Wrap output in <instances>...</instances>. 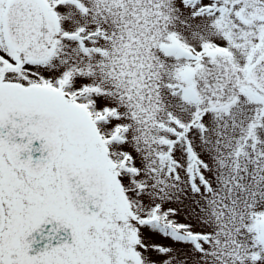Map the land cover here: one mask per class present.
Returning a JSON list of instances; mask_svg holds the SVG:
<instances>
[{
  "label": "snow or ice",
  "instance_id": "obj_1",
  "mask_svg": "<svg viewBox=\"0 0 264 264\" xmlns=\"http://www.w3.org/2000/svg\"><path fill=\"white\" fill-rule=\"evenodd\" d=\"M0 264H264V0H0Z\"/></svg>",
  "mask_w": 264,
  "mask_h": 264
}]
</instances>
